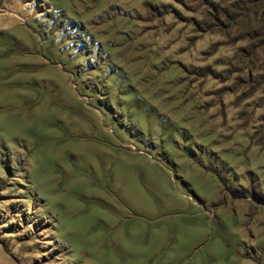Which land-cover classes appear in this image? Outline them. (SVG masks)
<instances>
[{
	"label": "rangeland",
	"instance_id": "rangeland-1",
	"mask_svg": "<svg viewBox=\"0 0 264 264\" xmlns=\"http://www.w3.org/2000/svg\"><path fill=\"white\" fill-rule=\"evenodd\" d=\"M251 1L0 0V264H264Z\"/></svg>",
	"mask_w": 264,
	"mask_h": 264
},
{
	"label": "trees",
	"instance_id": "trees-1",
	"mask_svg": "<svg viewBox=\"0 0 264 264\" xmlns=\"http://www.w3.org/2000/svg\"><path fill=\"white\" fill-rule=\"evenodd\" d=\"M239 2H242V0H239ZM250 4L252 6L253 16L257 17L260 20L259 22H261L257 27V34H259L257 36H262V39H257L254 44L250 45V52L246 55L245 70L249 83L255 86L256 89H261L264 93V0H252ZM224 14L227 16V13ZM245 35L249 37L248 33H245ZM255 70L257 72L253 73ZM262 121L264 122V118ZM252 138L250 137L251 142ZM262 142L260 140L256 143L263 145ZM230 195L233 196L232 194Z\"/></svg>",
	"mask_w": 264,
	"mask_h": 264
}]
</instances>
